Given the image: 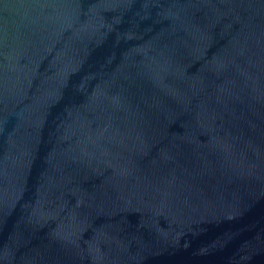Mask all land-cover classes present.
<instances>
[{"label": "water", "instance_id": "water-1", "mask_svg": "<svg viewBox=\"0 0 264 264\" xmlns=\"http://www.w3.org/2000/svg\"><path fill=\"white\" fill-rule=\"evenodd\" d=\"M0 264H264V0H0Z\"/></svg>", "mask_w": 264, "mask_h": 264}]
</instances>
